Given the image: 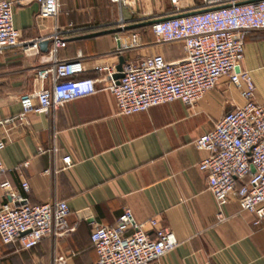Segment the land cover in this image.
Wrapping results in <instances>:
<instances>
[{
  "label": "crops",
  "instance_id": "crops-1",
  "mask_svg": "<svg viewBox=\"0 0 264 264\" xmlns=\"http://www.w3.org/2000/svg\"><path fill=\"white\" fill-rule=\"evenodd\" d=\"M60 3L56 17L43 19L37 2H15L14 26L22 40L45 38L58 28L66 40L58 56L72 58L81 52L85 70L79 76L97 79V90L46 113L31 111L28 125L13 126L0 151L5 168L0 180H8L29 204L66 201L71 229L47 236L27 250L0 239V264H93L97 260L90 240L93 226L115 224L125 208L137 222L156 220L178 241L150 264H264V226L254 225L255 215L241 210L233 195L222 206L225 219L218 221L206 173L198 167L206 153L195 146L225 112L245 102L240 90L224 76L193 107L174 100L120 115L96 64L114 60L111 52L118 47V38L129 42L132 34L139 45L121 54L125 60L154 53L167 61L182 59L181 45L155 44L147 23L175 13V8L169 0H130L131 8L120 11L126 23L121 30L119 20L113 19L116 3ZM199 3L189 0L186 7ZM49 47L48 42L41 53ZM39 57L18 47L0 49V119L19 113L20 96L41 87L36 77ZM240 66L254 83L255 100L264 103V30L246 37ZM3 130L0 127V135ZM53 145L56 152L38 151ZM65 154L73 159L67 168L61 161ZM22 182H27V190ZM8 201L0 188V206ZM146 229L154 236L148 223Z\"/></svg>",
  "mask_w": 264,
  "mask_h": 264
},
{
  "label": "built area",
  "instance_id": "built-area-1",
  "mask_svg": "<svg viewBox=\"0 0 264 264\" xmlns=\"http://www.w3.org/2000/svg\"><path fill=\"white\" fill-rule=\"evenodd\" d=\"M20 1L37 2L38 16L43 19L56 17L61 6L60 0H0V49L18 47L38 54L36 77L41 84L39 90L20 96L19 113L0 119L4 129L0 151L13 126L29 124V112L46 113L97 90V79L79 76L85 70L81 52L72 58L58 56V50L66 45L58 28L45 38L22 40L13 22L14 4ZM109 1L118 4L120 11L131 8L130 0ZM169 1L176 12L153 18L151 32L155 44L181 45L184 57L167 61L163 54L154 53L127 59L116 83L113 75L118 56L139 45V38L132 34L129 42L118 38L120 46L111 52L114 60L96 64L101 80L113 94L118 114L128 115L174 100L193 107L227 77L245 102L225 112L211 131L195 140L196 148L206 153L198 167L206 173L207 188L218 207V221L225 219L222 206L233 195L241 210L255 215L254 225L264 226V103L255 100L254 83L240 66L246 37L252 31L264 30V0H200V6L193 8L180 6V0ZM118 23L124 30L122 16ZM43 41L50 43L46 54L41 53ZM57 150L54 145L38 148L39 152ZM61 161L65 168L73 165L70 154L63 155ZM27 164L23 162V166ZM4 170L0 159V178ZM21 185L28 189L27 182ZM0 188L9 198L0 206V239L4 244L17 242L20 249L27 250L47 236H60L71 229L66 201L29 204L13 191L8 180H0ZM146 223L154 236L148 233ZM90 240L97 253L93 264H150L178 244L173 232L154 219L135 221L127 208L115 224H95Z\"/></svg>",
  "mask_w": 264,
  "mask_h": 264
},
{
  "label": "water",
  "instance_id": "water-1",
  "mask_svg": "<svg viewBox=\"0 0 264 264\" xmlns=\"http://www.w3.org/2000/svg\"><path fill=\"white\" fill-rule=\"evenodd\" d=\"M153 20H149L147 23H152ZM48 41H43L40 43V48L42 50H46ZM118 47L120 46V41L117 42ZM125 62V57L123 55H120L118 57V63L116 65V72L113 75V79L116 81V83L119 82V79L122 77V65ZM252 171H254V168L252 167Z\"/></svg>",
  "mask_w": 264,
  "mask_h": 264
},
{
  "label": "rangeland",
  "instance_id": "rangeland-1",
  "mask_svg": "<svg viewBox=\"0 0 264 264\" xmlns=\"http://www.w3.org/2000/svg\"><path fill=\"white\" fill-rule=\"evenodd\" d=\"M188 1L189 0H180V6H182V7L187 6ZM123 10L126 11L125 8H123ZM120 13L121 12H120V9L118 8L117 4H113V19L114 20H119V18L121 16Z\"/></svg>",
  "mask_w": 264,
  "mask_h": 264
},
{
  "label": "trees",
  "instance_id": "trees-1",
  "mask_svg": "<svg viewBox=\"0 0 264 264\" xmlns=\"http://www.w3.org/2000/svg\"><path fill=\"white\" fill-rule=\"evenodd\" d=\"M197 6L199 7L200 6V3Z\"/></svg>",
  "mask_w": 264,
  "mask_h": 264
}]
</instances>
